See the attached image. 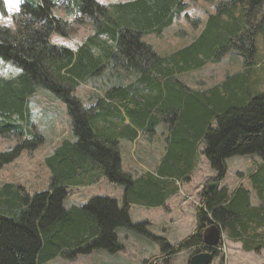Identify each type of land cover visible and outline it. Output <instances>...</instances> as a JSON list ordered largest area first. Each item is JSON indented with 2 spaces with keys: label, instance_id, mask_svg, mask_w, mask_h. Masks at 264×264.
Here are the masks:
<instances>
[{
  "label": "trees",
  "instance_id": "1",
  "mask_svg": "<svg viewBox=\"0 0 264 264\" xmlns=\"http://www.w3.org/2000/svg\"><path fill=\"white\" fill-rule=\"evenodd\" d=\"M187 5L186 0H23L12 17L14 26L0 23V60L19 71L0 75V137L17 138L0 152V168L45 141L30 106L39 89L65 104L73 134L45 157L52 174L48 189L31 193L19 182L0 183V264H49L60 255L74 260L94 250L116 254L124 250L120 228L159 242L165 260L184 250L193 255L203 248L204 231L213 223L243 250H264V90L257 89L256 71L259 39L264 43V0H221L189 43L157 52L143 37L162 36L187 15ZM0 14L8 16L4 0ZM87 20L94 33L75 48L52 43V34L68 36L70 23ZM230 53L242 57L243 69L219 83L193 88L180 79ZM91 80L101 93L85 104L76 90ZM159 127L165 151L155 170L126 171L120 141L154 137ZM202 142L216 183L227 175L226 159L257 155L252 190L239 185L209 194L205 188L195 208V230L171 244L149 231L148 221L133 222L130 206H162L179 184L190 182ZM99 177L124 188L122 205L97 195L65 206L72 187ZM212 251L215 257L220 253Z\"/></svg>",
  "mask_w": 264,
  "mask_h": 264
},
{
  "label": "rangeland",
  "instance_id": "2",
  "mask_svg": "<svg viewBox=\"0 0 264 264\" xmlns=\"http://www.w3.org/2000/svg\"><path fill=\"white\" fill-rule=\"evenodd\" d=\"M101 2V0H96ZM120 0H103V4H109ZM221 0L206 2L204 0H186L187 15H183L171 27L167 28L162 36L155 34L145 35L143 39L152 44L157 52L163 54L189 43L202 28V24L209 12H214L215 5ZM21 4V3H20ZM19 4V6H20ZM56 13L64 16L61 9H56ZM15 13L12 14V17ZM65 17V16H64ZM13 20V18H12ZM194 20L199 22L196 26L192 23ZM1 24L2 21H0ZM7 25V24H5ZM10 26V25H8ZM14 26V22L13 25ZM181 31L183 33H181ZM94 33L91 23L85 21L83 24L70 23L68 36L52 34V43L68 48H75L89 35ZM262 39H259L260 54L258 57V66L256 67L259 84L258 90H264V45ZM238 54L230 53L218 63H208L204 67L186 72L180 76V79L193 88H206L213 86L224 80L227 75L236 73L243 69V59ZM17 68L10 63L0 60V75L11 77L18 74ZM101 93L100 86L94 80L79 85L76 94L85 102H92V98ZM93 96V97H92ZM31 101L32 120L37 130L44 136L45 141L35 150H25L13 162L0 168V183L2 182H19L27 187L31 193L48 189L51 181V172L45 164V157L53 152L55 147L63 140L72 138L70 120L67 114L66 106L44 89H39ZM164 128L159 127L154 137L148 138L142 135L129 143L130 147H123L124 167L134 175L144 173L154 169L164 150L165 135ZM17 138L14 135L9 137H0V152L10 149L16 144ZM205 144L202 142L199 146V152L196 159V169L193 171L191 181L179 185V194L176 199L170 202L173 208L171 218L175 223L172 225L168 222L163 225L160 218L161 210L157 207L137 206L135 210L139 217H135L134 222L148 221L149 231L157 236H163L166 232L174 243L190 235L196 227V217H193L195 208L201 200V193L207 186L216 182L213 180L215 173L212 170L209 161L203 154ZM228 171L224 180L220 181L219 189L226 188L232 192L239 185H244L252 190L250 175L255 168V163L260 159L257 155L234 156L226 159ZM118 185L110 183L107 179H99L95 183L87 186L72 187L70 197L66 199L65 206L70 207L73 204H83L93 196H109L120 198ZM124 192V191H123ZM253 205H257L259 200L256 196L251 195ZM122 204V202H121ZM168 208V207H167ZM133 210V208H132ZM133 218V217H132ZM184 227L181 229L179 226ZM169 227V228H168ZM144 238L150 245L156 246V251L150 249L148 263L144 260L126 262L125 254L122 252L111 254L104 250H94L90 254H81L74 261L67 260L59 256L52 260L51 264H188L193 253L191 250H184L175 255L167 256L162 254L160 243L151 238L134 233ZM223 235L219 244V255L213 259L212 264H264V250L259 254L253 251L243 250L242 243L231 240L227 235ZM122 236V235H121ZM123 237V236H122ZM167 240V239H166ZM138 248L141 246L136 242H131ZM147 252V250H146ZM168 261V262H167Z\"/></svg>",
  "mask_w": 264,
  "mask_h": 264
},
{
  "label": "crops",
  "instance_id": "3",
  "mask_svg": "<svg viewBox=\"0 0 264 264\" xmlns=\"http://www.w3.org/2000/svg\"><path fill=\"white\" fill-rule=\"evenodd\" d=\"M86 104H90L89 102H86ZM140 136H141V134H140ZM139 137V136H138ZM147 137V136H146ZM149 138V137H148ZM131 141H128V140H126V139H122L121 141H120V149H121V154H122V166H123V168L126 170V171H129L128 169H126L125 167H124V160H123V152H122V149H123V147H130L129 146V143H130ZM164 151H165V144H164V150H163V153H162V155L164 154ZM162 155H161V157H162ZM160 157V158H161ZM160 161V160H159ZM159 161H158V163H159ZM158 163L157 164H155V166H154V169H152V171H154L155 170V168H156V166L158 165ZM197 167H195V169H196ZM194 169V170H195ZM193 175V174H192ZM191 178H192V176H191ZM99 179H105L104 177H99ZM183 183H185V182H183ZM119 194L121 195L122 193H123V195H122V200L120 199V198H117L116 197V199L119 201V203H120V205H122L121 204V202H123V197H124V188L123 187H119ZM179 192V191H178ZM176 193V194H174V195H171V196H169L167 199H166V201H165V203H164V205H162V206H158L157 208H159L160 210H161V212H160V218H161V221L163 222V225H166L168 222H170L172 225L175 223V221H174V218H171V213L173 212V208H172V206H170V202H172L173 200H175L176 199V197H177V195L179 194V193ZM135 205H137V206H147V205H142V204H131V206H130V217H131V219H132V221L134 222V221H136L135 220V217H139L138 215V213H137V211L135 210ZM148 207H150V206H148ZM168 207V208H167ZM132 208H133V210H132ZM133 217V218H132ZM193 217H196V210H195V212H194V214H193ZM149 222H151L150 220H148ZM152 223V222H151ZM150 223V224H151ZM196 225H197V222H196ZM181 229L183 228V230H184V227L182 226V225H180L179 226ZM169 228V227H168ZM196 228V227H195ZM195 230V229H194ZM193 233V232H192ZM117 234H118V237H119V241L124 245V250H122V251H120V252H122L123 254H125V259H126V262L128 263L129 261L130 262H132V261H136L138 258L139 259H141V260H144V259H149V253H148V251H150V249H152V250H154V251H156V246H153V248H152V245H150L144 238H142V237H140V236H137L136 234H134V232H132V231H130V230H127V229H124V228H120V229H118V231H117ZM123 237H122V236ZM140 235V234H139ZM161 237H164L165 239H167V241L168 242H170L171 244H175L173 241H171V239L169 238V236H168V234H167V232L163 235V236H161ZM130 241L131 242H136L137 244H139L141 247L140 248H138L135 244H130ZM177 243V242H176ZM146 250H147V252H146ZM120 252H118V253H120ZM60 256H63V255H60ZM80 256V255H79ZM59 257V256H58ZM65 259H67L65 256H63ZM77 259V258H76ZM75 259V260H76ZM68 260V259H67ZM74 261V260H73ZM51 262L52 261H50V263L49 264H51ZM78 264H84L83 262H81V259H80V261L78 262Z\"/></svg>",
  "mask_w": 264,
  "mask_h": 264
},
{
  "label": "water",
  "instance_id": "4",
  "mask_svg": "<svg viewBox=\"0 0 264 264\" xmlns=\"http://www.w3.org/2000/svg\"><path fill=\"white\" fill-rule=\"evenodd\" d=\"M219 187V182H212L207 186V193L213 194ZM222 229L215 223L211 224L203 234V248L191 255L188 264H212L215 254L212 250L217 249L222 241Z\"/></svg>",
  "mask_w": 264,
  "mask_h": 264
},
{
  "label": "clouds",
  "instance_id": "5",
  "mask_svg": "<svg viewBox=\"0 0 264 264\" xmlns=\"http://www.w3.org/2000/svg\"><path fill=\"white\" fill-rule=\"evenodd\" d=\"M22 2L23 0H4V4L6 6V11L8 12V16L4 17L2 14H0V21H2L3 24L12 26L13 25L12 14L18 13L20 11L19 4ZM101 2H103V0H101ZM216 248L218 249L219 246Z\"/></svg>",
  "mask_w": 264,
  "mask_h": 264
},
{
  "label": "built area",
  "instance_id": "6",
  "mask_svg": "<svg viewBox=\"0 0 264 264\" xmlns=\"http://www.w3.org/2000/svg\"><path fill=\"white\" fill-rule=\"evenodd\" d=\"M179 185H180V184H179ZM199 204H200V203H199ZM199 204H198V205H199Z\"/></svg>",
  "mask_w": 264,
  "mask_h": 264
},
{
  "label": "flooded vegetation",
  "instance_id": "7",
  "mask_svg": "<svg viewBox=\"0 0 264 264\" xmlns=\"http://www.w3.org/2000/svg\"><path fill=\"white\" fill-rule=\"evenodd\" d=\"M150 171H152V170H150ZM218 250V249H217Z\"/></svg>",
  "mask_w": 264,
  "mask_h": 264
}]
</instances>
